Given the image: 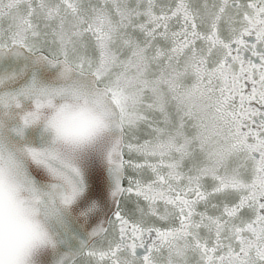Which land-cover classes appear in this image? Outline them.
Returning <instances> with one entry per match:
<instances>
[{"label": "snow or ice", "instance_id": "6c2138e0", "mask_svg": "<svg viewBox=\"0 0 264 264\" xmlns=\"http://www.w3.org/2000/svg\"><path fill=\"white\" fill-rule=\"evenodd\" d=\"M0 264H264V0H0Z\"/></svg>", "mask_w": 264, "mask_h": 264}]
</instances>
